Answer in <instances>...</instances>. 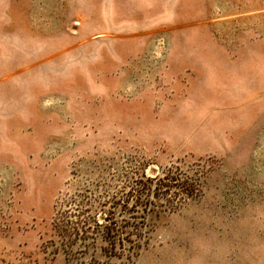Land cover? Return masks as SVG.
Masks as SVG:
<instances>
[{"label": "rangeland", "instance_id": "rangeland-1", "mask_svg": "<svg viewBox=\"0 0 264 264\" xmlns=\"http://www.w3.org/2000/svg\"><path fill=\"white\" fill-rule=\"evenodd\" d=\"M0 264H264V0H0Z\"/></svg>", "mask_w": 264, "mask_h": 264}, {"label": "trees", "instance_id": "trees-1", "mask_svg": "<svg viewBox=\"0 0 264 264\" xmlns=\"http://www.w3.org/2000/svg\"><path fill=\"white\" fill-rule=\"evenodd\" d=\"M168 177L166 175H155L154 177L147 178L146 181L149 183L154 182L156 187L161 189L166 186L167 182L166 180ZM149 187H146L145 189H148ZM149 196V194H147ZM164 195V194H162ZM158 195L156 193V196H162ZM148 196L142 200V197L140 196H135V199L131 202V205H129L128 202H125L123 206L127 208V211L129 213L128 219H123V225H118V221H116L115 215L111 211H107L102 217L101 220L97 218L91 219L93 222L92 226L94 229L93 237L95 241H101L104 243L106 246L108 245L109 247H142L145 241V236H143L141 233L137 231H124L123 229L121 230L120 228L124 227H129L133 226L134 222L132 221L135 220L136 216L134 215L135 212H137V207L139 205L145 206L146 204L150 203ZM144 224L146 222V219L143 217ZM75 226L73 227L74 230V235H77L80 237L81 240H85L87 233L90 232L91 225L89 220L87 219H78L76 223H74ZM64 228H67L64 226ZM96 229V231H95ZM62 235L65 236V229L61 230ZM64 233V234H63ZM134 254V249L133 251L130 252V257Z\"/></svg>", "mask_w": 264, "mask_h": 264}]
</instances>
